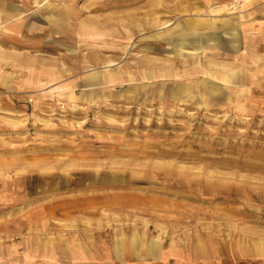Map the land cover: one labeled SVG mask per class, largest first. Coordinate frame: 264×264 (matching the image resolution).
Wrapping results in <instances>:
<instances>
[{"label":"rangeland","instance_id":"374dc122","mask_svg":"<svg viewBox=\"0 0 264 264\" xmlns=\"http://www.w3.org/2000/svg\"><path fill=\"white\" fill-rule=\"evenodd\" d=\"M255 2L0 0V264H264Z\"/></svg>","mask_w":264,"mask_h":264},{"label":"crops","instance_id":"0c3cea01","mask_svg":"<svg viewBox=\"0 0 264 264\" xmlns=\"http://www.w3.org/2000/svg\"><path fill=\"white\" fill-rule=\"evenodd\" d=\"M213 3H210L211 8L213 7ZM191 6V10L195 8L194 3ZM175 8L178 9L177 7ZM248 9L252 10L251 18L248 15L246 18L243 17L241 20L242 22L240 23V26H243V30L241 27L240 30L236 33L229 32L226 27H223L224 25H227V17L223 18L222 16L217 17L213 15H208L203 18L204 26H201L200 28H189L187 33L180 34L179 32H177L178 28L176 24V20L179 14H176L175 12V33H173V36H220V39H223L224 36H254L260 38L264 36V0H257V2L253 3L250 7L247 8V10ZM197 25L202 24L200 23ZM245 27L248 28L245 29ZM14 36L17 35L12 33L0 34V39H4V37L13 38ZM47 36H53V34L48 33ZM59 36H67V34L64 35L61 33ZM128 83L129 81L126 79L125 76H120L119 79H116L112 74H108L107 80L100 83H92L90 85L85 86L76 85L74 87H67V85L63 86V84H61L60 86L54 88V90L60 92V97H64L66 102L69 100V96L73 95L76 99L77 104H80L82 106L86 105L87 107H90L94 103H101L103 101L104 96H109L112 91L111 88H113L114 86L125 85ZM85 90H88V92ZM152 246L154 247L155 244H153ZM82 264L87 263L82 262Z\"/></svg>","mask_w":264,"mask_h":264}]
</instances>
